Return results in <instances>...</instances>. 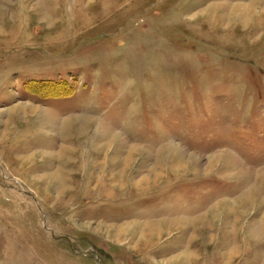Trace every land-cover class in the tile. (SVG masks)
<instances>
[{
  "label": "rangeland",
  "instance_id": "1",
  "mask_svg": "<svg viewBox=\"0 0 264 264\" xmlns=\"http://www.w3.org/2000/svg\"><path fill=\"white\" fill-rule=\"evenodd\" d=\"M0 264H264V0H0Z\"/></svg>",
  "mask_w": 264,
  "mask_h": 264
},
{
  "label": "bare ground",
  "instance_id": "2",
  "mask_svg": "<svg viewBox=\"0 0 264 264\" xmlns=\"http://www.w3.org/2000/svg\"><path fill=\"white\" fill-rule=\"evenodd\" d=\"M90 121V120H89ZM88 121V119H86V121H82V122H84V127L86 126V125H90V122ZM81 122V123H82ZM68 126H72L70 123H66V124H64V127L63 128H65V127H68ZM67 151H68V149L67 148H62V150L59 152V157H60V159H64V160H68L70 157H68L67 156ZM82 163V162H81ZM82 165H83V163H82ZM81 167V166H80ZM78 168H79V166H78ZM83 168V167H82ZM66 175H68V173L66 172V171H64L63 169H59L58 170V172H57V174H56V177H59V178H57V180H58V183H59V185H60V190H61V193H65L66 191H67V189L66 188H68L67 187V185H68V178H66ZM251 200H253V197H247V198H245L244 200H242V203L243 204H245V205H247L248 203H250L251 202ZM203 221L205 220V218H203L202 219ZM203 223V222H202Z\"/></svg>",
  "mask_w": 264,
  "mask_h": 264
}]
</instances>
